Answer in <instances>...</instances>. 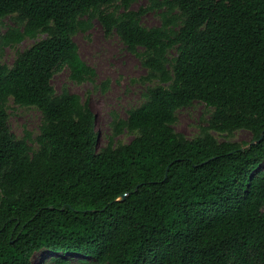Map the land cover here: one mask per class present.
<instances>
[{"label": "trees", "instance_id": "trees-1", "mask_svg": "<svg viewBox=\"0 0 264 264\" xmlns=\"http://www.w3.org/2000/svg\"><path fill=\"white\" fill-rule=\"evenodd\" d=\"M135 1L0 0L14 23L0 48L44 35L0 63V264L41 250L53 264H264V0ZM155 10L159 25H142ZM94 19L149 83L126 118L112 112L104 146L87 101L50 83L63 67L93 81L73 35ZM11 99L39 110L34 144L10 130ZM194 102L210 114L187 138L173 124ZM240 129L249 142L214 135Z\"/></svg>", "mask_w": 264, "mask_h": 264}, {"label": "rangeland", "instance_id": "rangeland-1", "mask_svg": "<svg viewBox=\"0 0 264 264\" xmlns=\"http://www.w3.org/2000/svg\"><path fill=\"white\" fill-rule=\"evenodd\" d=\"M148 0H137L130 8L137 9L147 5ZM141 23L145 27L159 25L160 17L157 10L149 11L141 17ZM14 26L10 18L0 20V35L9 27ZM25 37L20 43L0 48V63L11 65L18 51L26 49L41 37ZM78 52L82 60L94 68L93 81L76 83L69 78V70L63 67L55 72L50 80L55 92H61L65 87L70 93L78 94L82 100H86L88 106L95 114V129L99 131L98 145L104 146L109 136L112 135V112L121 118H126L127 111L137 107L144 101V92L149 83L142 81L146 70L141 65L140 59L126 49L119 37L113 33L105 36L100 23L94 19L87 32H77L73 35ZM9 128L16 137H22L28 132L33 139L39 132L41 114L35 107H22L15 104L12 99L8 102ZM210 109L200 102H194L191 106L181 108L176 112V122L173 124L175 131L191 138L199 133L201 125L206 124ZM218 140L229 138L241 143H247L251 139V133L246 129L235 131L230 136L217 134ZM133 134L124 130L114 136V141L129 142ZM52 254L47 250L37 251L32 256V264H53L50 260ZM54 256V255H53ZM58 256V255H55ZM69 264H97L91 258L83 259V256L68 254L64 256Z\"/></svg>", "mask_w": 264, "mask_h": 264}, {"label": "water", "instance_id": "water-1", "mask_svg": "<svg viewBox=\"0 0 264 264\" xmlns=\"http://www.w3.org/2000/svg\"><path fill=\"white\" fill-rule=\"evenodd\" d=\"M124 198V195L120 196L118 199H123Z\"/></svg>", "mask_w": 264, "mask_h": 264}]
</instances>
